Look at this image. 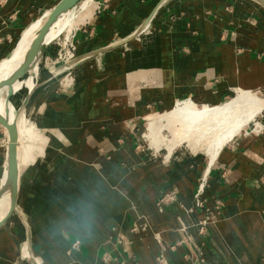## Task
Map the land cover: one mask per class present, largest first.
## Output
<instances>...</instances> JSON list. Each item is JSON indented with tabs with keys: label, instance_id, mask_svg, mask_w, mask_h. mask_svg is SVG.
Wrapping results in <instances>:
<instances>
[{
	"label": "crops",
	"instance_id": "0c3cea01",
	"mask_svg": "<svg viewBox=\"0 0 264 264\" xmlns=\"http://www.w3.org/2000/svg\"><path fill=\"white\" fill-rule=\"evenodd\" d=\"M58 1L0 0V62ZM89 10L75 65L43 70L42 57L59 59L52 44L34 61L37 77L8 81L9 110L26 105L34 128L20 143L0 264H264V111L260 129L236 135L212 165L137 150L145 121L182 101L217 107L240 91L264 101V0H99Z\"/></svg>",
	"mask_w": 264,
	"mask_h": 264
},
{
	"label": "bare ground",
	"instance_id": "6f19581e",
	"mask_svg": "<svg viewBox=\"0 0 264 264\" xmlns=\"http://www.w3.org/2000/svg\"><path fill=\"white\" fill-rule=\"evenodd\" d=\"M91 0H78L71 4L62 13L58 14L49 28L43 46L49 45L56 40L64 29L70 34L75 28V13L84 9L83 15L78 20L79 24L89 14V5ZM54 9L48 10L42 18L35 20L23 33L20 41V46L15 48L11 55L0 62V118L5 117L10 124H15V139L14 134L10 133L9 126L6 127L8 139L5 145V153L10 143L14 141L17 164L18 152L20 143L23 142V137L26 131L30 130L32 126V119L29 114L23 111L13 115L9 110V99L5 95L6 86L9 77L20 67L25 61L28 50L37 36L41 26L47 20L48 16ZM78 22L76 25H78ZM60 38H58L59 40ZM70 39H65L64 43L69 42ZM63 43V44H64ZM39 53L34 58V61L40 57ZM76 57V55H75ZM71 59L61 61L58 59L54 64L65 65ZM36 81V80H35ZM38 82V80H37ZM36 82V83H37ZM26 85L30 92L36 85ZM26 106V105H25ZM24 106V107H25ZM23 107V108H24ZM264 111V101L258 94L253 92L240 91L235 98L221 106H201L199 107L191 101H182L178 103L175 110L158 118L150 119L147 124L146 138L152 142V146L160 150L166 148L170 155L174 153L176 147L180 143H186L189 150L195 152L203 149L208 155L209 164L212 165L220 152V150L231 141L236 135L240 134L242 130L250 125L254 130L260 129L261 123L257 122L256 118ZM163 126V130L169 132L168 138L162 135V130L158 129ZM149 141V142H150ZM4 152V151H3ZM20 168V165H19ZM21 172V168H20ZM6 174L2 177V184L5 181ZM12 191L7 188L0 198V221L6 216L12 204ZM37 264V263H36Z\"/></svg>",
	"mask_w": 264,
	"mask_h": 264
},
{
	"label": "water",
	"instance_id": "95a60500",
	"mask_svg": "<svg viewBox=\"0 0 264 264\" xmlns=\"http://www.w3.org/2000/svg\"><path fill=\"white\" fill-rule=\"evenodd\" d=\"M78 0H59L50 15L48 16L47 20L44 22V24L41 26L37 36L33 40L28 53L26 55L25 61L20 65V67L12 74L10 79L8 80L10 83L17 78L18 76L22 75L27 68H29L32 63L34 62V58L36 57L37 54L42 53L43 50L48 46H43V43L45 41V37L47 35V32L49 28L51 27L52 23L54 22L55 18L57 17L58 14L62 13L65 9H67L71 4L74 2H77ZM146 24L141 27L138 32H136L135 35L139 34L144 28ZM134 35V36H135ZM77 62V58H73L69 62H65L64 69L66 70L68 68H71L73 65H75ZM38 86V85H37ZM11 92V91H10ZM33 92H29L28 96L25 99V104H27L30 96L32 95ZM11 95V94H10ZM0 123L5 126H9L10 128V133L12 135L14 134L15 139V124H10L9 120L5 117L0 118ZM7 154H6V160H5V166H4V174H6L5 181L2 184V178L0 182V198L4 194V192L9 188L12 191V204L10 206V210L6 214V216L3 218L2 221H0V226L3 225L14 212H18V209L16 207L18 203V196H19V189H20V168L19 165L17 164V158H16V150H15V143L14 141L10 143V147L7 148ZM36 264V262L34 261Z\"/></svg>",
	"mask_w": 264,
	"mask_h": 264
},
{
	"label": "rangeland",
	"instance_id": "374dc122",
	"mask_svg": "<svg viewBox=\"0 0 264 264\" xmlns=\"http://www.w3.org/2000/svg\"><path fill=\"white\" fill-rule=\"evenodd\" d=\"M92 2H97V1H99V0H91ZM82 10V9H81ZM80 10V12H78V13H75V15H74V18L73 19H75V28H74V30H72L71 32H70V34L67 32V29H64L62 32H61V34H60V36L58 37V38H60L59 40H58V38L56 39V40H54L52 43H50L48 46H50V45H57L58 46V48L60 49V48H62V45H63V43L65 42V39H71V41H72V43L75 45V52H76V49H77V45H76V41H75V36H76V30L78 29V27H79V25L81 24V22H80V24H79V22H78V16L83 12V10L81 11ZM47 12V11H46ZM46 12H44L39 18H37L36 19V21H38L40 18H42V16L46 13ZM35 22V21H34ZM77 22H78V25H76L77 24ZM22 37V36H21ZM20 41H21V38H20ZM20 41H19V43H18V45L15 47V48H17V47H19L20 46ZM47 46V47H48ZM46 47V48H47ZM14 48V47H13ZM14 48V49H15ZM45 48V49H46ZM45 49L43 50V52L42 53H44V51H45ZM11 50H9L8 52H10ZM43 59H42V69L44 70V66H46V68L48 69L50 66H52L53 64L52 63H55L56 61H57V59L56 58H52V59H50L49 60V58L47 59V57L46 58H44V57H42ZM61 60V59H60ZM62 61V60H61ZM37 70H39V66H38V63L37 62H33L32 63V65L29 67V68H27V70H25L26 72H30V76H28L27 78H29V77H33V78H35V77H37V74H35L34 72H36ZM32 73H34V74H32ZM36 75V76H35ZM27 78H26V80H27ZM68 79V80H67ZM25 80V79H24ZM25 80V81H26ZM21 81H23V80H20V82ZM70 81L71 82H73L74 83V81H73V78H71L70 76H68V77H66V82L68 83V84H70ZM27 84H29V85H31V83H29V81L27 82ZM8 86H9V84L7 83V86H6V90H5V95L7 96V91H8ZM255 91H257V90H255ZM257 92H259L260 93V91H257ZM236 92H233L230 96H229V98H227L226 100L227 101H229V100H231V99H233L235 96H236ZM261 94V93H260ZM226 100H224V101H226ZM226 101V102H227ZM200 104V103H199ZM200 107V106H199ZM22 111L25 113V114H27V112H26V109H25V107L22 109ZM263 116L262 115H258L257 116V120H259L258 118H262ZM258 122V121H257ZM148 123V122H147ZM147 123H146V121H145V124L143 125V128H142V132H141V141H139V143H138V145H137V150L140 152V151H142V152H145V153H148L149 155H151L153 158H155V159H157V158H160L161 160H165V161H167V164L168 163H171L172 162V159L175 157V155L176 154H178L179 152L180 153H185V154H202L204 157H205V159H206V161H207V164H208V155L205 153V150H203V149H198V150H196L195 152H193L192 153V151L191 150H189V148L187 147V144L186 143H180L177 147H176V150L174 151L175 152V154L173 153L172 155H170L169 154V152H168V150L166 149V148H161L159 151H157V149H155L153 146H152V142L150 141V143H149V141L147 140V139H145V137H144V134H145V131H147ZM263 126H264V124H263ZM2 128H3V131H4V134H5V136H3V141H2V144L4 145V147L3 148H5V145H6V142H7V139H8V133H6L7 132V130H6V127L4 128V126H1ZM33 128H34V121L32 120V126L30 127V130H28V131H26L25 132V134H24V137H23V142H24V138H25V136L28 134H30L32 131H33ZM158 129H161L162 130V135L163 136H165L166 138H168V136L170 135L169 134V132L167 131V130H163V126H159L158 127ZM246 129H248V131H250L251 130V127H250V125H248V126H246L245 127V129L244 130H242V132H244ZM247 131V132H248ZM252 131V130H251ZM241 132V133H242ZM29 137V136H28ZM153 148H152V147ZM203 176V175H202ZM201 176V177H202ZM200 182V181H199Z\"/></svg>",
	"mask_w": 264,
	"mask_h": 264
},
{
	"label": "built area",
	"instance_id": "2783aa9c",
	"mask_svg": "<svg viewBox=\"0 0 264 264\" xmlns=\"http://www.w3.org/2000/svg\"><path fill=\"white\" fill-rule=\"evenodd\" d=\"M75 45L72 43L71 39L69 42L64 43L62 45L61 52L59 54V59L62 61H66L69 59L75 58L76 52H75ZM68 80V79H67ZM66 81V80H65ZM208 173L209 170H207L203 176L200 179L199 185L197 187V190L194 194V203L198 207H202L205 203L206 199V189H207V180H208ZM174 200V196L172 194L164 195L158 200V204L160 207H163V205L170 204ZM203 224L207 223V220L204 219L202 221Z\"/></svg>",
	"mask_w": 264,
	"mask_h": 264
}]
</instances>
